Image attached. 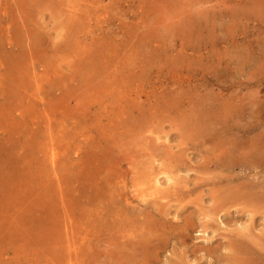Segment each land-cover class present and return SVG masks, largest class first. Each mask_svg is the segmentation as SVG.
Listing matches in <instances>:
<instances>
[{
	"label": "rangeland",
	"instance_id": "374dc122",
	"mask_svg": "<svg viewBox=\"0 0 264 264\" xmlns=\"http://www.w3.org/2000/svg\"><path fill=\"white\" fill-rule=\"evenodd\" d=\"M263 10L0 0V264H111L122 206L147 264H264Z\"/></svg>",
	"mask_w": 264,
	"mask_h": 264
},
{
	"label": "bare ground",
	"instance_id": "6f19581e",
	"mask_svg": "<svg viewBox=\"0 0 264 264\" xmlns=\"http://www.w3.org/2000/svg\"><path fill=\"white\" fill-rule=\"evenodd\" d=\"M256 3L258 4L259 7H260V5H262L260 3V1H256ZM232 167H234V166H232ZM260 190H257V192ZM239 191H240V187H238V192L232 191L231 193L235 194L236 198L237 197L240 198L241 195L246 194L247 196H249V195H251V193L254 192V191H252V189L249 190L250 192H245V191L239 192ZM160 192L161 191H156L154 194L155 195L160 194ZM167 196L168 195L162 193L158 197H160V199L162 198V200H163ZM216 196H217V194H216ZM115 200H113V201H115ZM125 201H126V199H125ZM121 203H123V205H125V203L122 199L119 200V206H122ZM220 203H222V202H220ZM110 206H112L111 201H110ZM122 207H123V209L115 208V209H113L114 211L110 212L111 220H110L108 234H106V235H108L107 236L108 238L106 240H107V242H109L110 246H112V249H110V251L108 253L109 254L108 257H110L112 259L111 264L112 263L113 264H147V262L149 261V258L152 256L154 251L157 250V246H156L157 245V239H155L153 237V231L154 230H152V229H154V224L149 225V221H142V223L141 222L136 223V226L135 225L133 226L134 222L132 220H129L128 218H126L127 213H125L126 211L124 210V209H126V207L125 206H122ZM125 226L127 227L126 230L124 229ZM131 227L134 229L131 230ZM106 229H107V227H106ZM247 241L245 240V242H247ZM257 245L258 244H255L254 246L257 247ZM260 246L261 245H259V247ZM230 248H232L233 252H231V255L230 254L228 255L229 257L226 259V261H227V263L225 262L226 264H250V260L248 258H243V257L237 256V255H245L246 256V255L250 254L251 248L249 247L248 243H243L242 241H238L236 243L234 241L233 243L231 242ZM205 250L207 252H211L213 249H207L206 248ZM258 250L261 251L260 249H258ZM158 251H159V249H158ZM194 251H197V250L195 249L191 252H194ZM263 251L264 250H262V252ZM180 257H178L179 260L172 262V264H186V262H184L185 260L181 259Z\"/></svg>",
	"mask_w": 264,
	"mask_h": 264
}]
</instances>
